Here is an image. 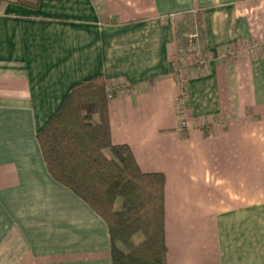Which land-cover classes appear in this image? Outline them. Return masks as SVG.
Segmentation results:
<instances>
[{
    "label": "crops",
    "instance_id": "0c3cea01",
    "mask_svg": "<svg viewBox=\"0 0 264 264\" xmlns=\"http://www.w3.org/2000/svg\"><path fill=\"white\" fill-rule=\"evenodd\" d=\"M12 1L0 0V264H112L107 224L51 177L37 139L95 77L119 90L114 143L166 176L168 264H264V0ZM197 12L206 61L185 64L181 86L176 20Z\"/></svg>",
    "mask_w": 264,
    "mask_h": 264
},
{
    "label": "trees",
    "instance_id": "16d2710c",
    "mask_svg": "<svg viewBox=\"0 0 264 264\" xmlns=\"http://www.w3.org/2000/svg\"><path fill=\"white\" fill-rule=\"evenodd\" d=\"M12 2L32 9L40 4ZM196 15L201 24L200 13ZM179 32L178 41L188 42ZM118 95L103 77L75 85L37 139L51 177L107 224L112 264H168L167 179L163 173L143 172L132 148L114 143L109 107ZM119 198L123 203L117 209Z\"/></svg>",
    "mask_w": 264,
    "mask_h": 264
},
{
    "label": "rangeland",
    "instance_id": "374dc122",
    "mask_svg": "<svg viewBox=\"0 0 264 264\" xmlns=\"http://www.w3.org/2000/svg\"><path fill=\"white\" fill-rule=\"evenodd\" d=\"M192 16V17H191ZM187 15V16H183L180 17L176 20V28L177 30H180L181 32H179L180 37L184 38L186 37L185 40H189L188 42L185 41H178V44H180L178 46V51L179 49H183V53L178 54L177 56V64L176 66H174L175 72L177 75H179V80H180V85L182 86L184 83V80L186 79V77L181 76V72L179 73V71H183L184 68L187 69L184 65L189 63L191 64L192 68H197V61L200 62V66H202V64L204 65L205 61H206V56L204 53V48H203V36H202V32H201V24H199L197 22V15L192 14V15ZM183 32V36L182 33ZM180 39V38H179ZM183 98V97H182ZM183 100H181L179 102V106L178 107H182L181 109H183V112L187 111V108L185 106V104L182 102ZM180 109V110H181ZM179 112V109H178ZM179 120L181 122V126H186V116H183L180 114L179 112ZM182 117V118H181ZM204 127V126H203ZM123 200L121 198H119L117 200V209H120L122 206Z\"/></svg>",
    "mask_w": 264,
    "mask_h": 264
},
{
    "label": "built area",
    "instance_id": "2783aa9c",
    "mask_svg": "<svg viewBox=\"0 0 264 264\" xmlns=\"http://www.w3.org/2000/svg\"><path fill=\"white\" fill-rule=\"evenodd\" d=\"M178 51V50H177ZM181 53H183V49H179V52H177L176 54H177V56H178V54H181ZM176 56V57H177ZM197 70H200L201 68H202V66H203V64H202V66H200V62L199 61H197ZM122 91V90H121ZM110 98L112 99V96H110ZM182 107H179V112H180V114L181 115H183V116H186V111L185 112H183V109H181ZM181 109V110H180Z\"/></svg>",
    "mask_w": 264,
    "mask_h": 264
}]
</instances>
